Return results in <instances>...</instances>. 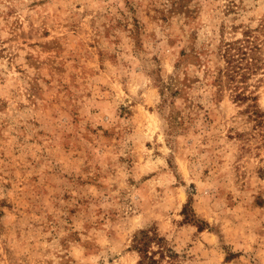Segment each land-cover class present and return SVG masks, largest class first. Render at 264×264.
I'll use <instances>...</instances> for the list:
<instances>
[{
    "label": "rangeland",
    "instance_id": "1",
    "mask_svg": "<svg viewBox=\"0 0 264 264\" xmlns=\"http://www.w3.org/2000/svg\"><path fill=\"white\" fill-rule=\"evenodd\" d=\"M143 228L264 264V0H0V264H138Z\"/></svg>",
    "mask_w": 264,
    "mask_h": 264
},
{
    "label": "trees",
    "instance_id": "2",
    "mask_svg": "<svg viewBox=\"0 0 264 264\" xmlns=\"http://www.w3.org/2000/svg\"><path fill=\"white\" fill-rule=\"evenodd\" d=\"M252 47L247 44H242L240 40L234 41H226L223 43L220 49V55L225 61L224 68H218L216 74V81L219 85L222 82V76L225 75L230 80H234L237 75H244L246 71L252 70L253 65V57L251 55ZM243 77V76H242ZM235 87V85H234ZM233 88V87H232ZM234 89V88H233ZM168 90L171 95H175L179 93L180 86H179V78L176 76H170V79L163 83L162 86V93ZM234 97L237 99H244L246 97H250L254 99L253 95H248L242 93L241 91H236L234 93ZM189 206H184L182 212L184 213V219L186 220H195L194 213L189 211ZM133 247L136 249L140 255V259L138 264H142V260L145 258L147 260L146 264H157L159 259L153 256L155 250L150 249L151 243L156 242L158 246L162 247L164 238L158 236L155 232H151L147 229H139L133 236ZM169 256H172L174 253L168 249ZM161 254L163 252L161 251Z\"/></svg>",
    "mask_w": 264,
    "mask_h": 264
}]
</instances>
